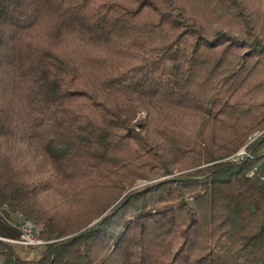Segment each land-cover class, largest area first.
Masks as SVG:
<instances>
[{"label":"trees","instance_id":"1","mask_svg":"<svg viewBox=\"0 0 264 264\" xmlns=\"http://www.w3.org/2000/svg\"><path fill=\"white\" fill-rule=\"evenodd\" d=\"M263 177L264 0H0V264H264Z\"/></svg>","mask_w":264,"mask_h":264},{"label":"built area","instance_id":"2","mask_svg":"<svg viewBox=\"0 0 264 264\" xmlns=\"http://www.w3.org/2000/svg\"><path fill=\"white\" fill-rule=\"evenodd\" d=\"M246 155L245 150H241L237 155H235L232 159L233 161H238L243 159ZM257 169L253 170L249 176H254L256 174ZM264 179V177L262 178ZM43 231V225H38L34 221L26 219L21 224V238L18 240H7L11 243L31 247V246H42L46 242L41 238V234Z\"/></svg>","mask_w":264,"mask_h":264},{"label":"rangeland","instance_id":"3","mask_svg":"<svg viewBox=\"0 0 264 264\" xmlns=\"http://www.w3.org/2000/svg\"><path fill=\"white\" fill-rule=\"evenodd\" d=\"M17 250L19 257H21L22 259L35 260L41 257L43 246H17Z\"/></svg>","mask_w":264,"mask_h":264}]
</instances>
